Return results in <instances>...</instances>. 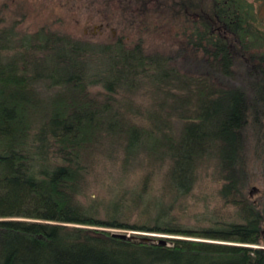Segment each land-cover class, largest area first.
Listing matches in <instances>:
<instances>
[{
    "label": "trees",
    "instance_id": "16d2710c",
    "mask_svg": "<svg viewBox=\"0 0 264 264\" xmlns=\"http://www.w3.org/2000/svg\"><path fill=\"white\" fill-rule=\"evenodd\" d=\"M168 1L182 41L168 53L19 35L0 18V264H264V207L244 191L245 132L264 120V0ZM202 179L220 184L226 219L182 220Z\"/></svg>",
    "mask_w": 264,
    "mask_h": 264
},
{
    "label": "rangeland",
    "instance_id": "374dc122",
    "mask_svg": "<svg viewBox=\"0 0 264 264\" xmlns=\"http://www.w3.org/2000/svg\"><path fill=\"white\" fill-rule=\"evenodd\" d=\"M163 1L0 0V18L3 20L2 26L13 27L19 35L32 34L40 27L46 26L69 33L76 39L106 42L120 35L128 42L141 40L148 52H175L181 47L182 42L175 37L179 29L178 21L165 7L163 11L161 10ZM168 2L170 3L165 0V3ZM158 4L160 9L157 8ZM182 59L179 60L181 65L184 64ZM241 76L242 73L239 72L237 79L226 81L228 84L238 85ZM179 124L180 122H175L176 126ZM245 137L244 191L249 199L259 207H264V120L258 133H254L250 128L246 130ZM103 172L105 171H100L96 175L94 182L102 177L108 182L109 178ZM219 186L217 181L202 179L193 196L188 198V206L183 207L180 213L182 220L204 225L211 216L215 219L229 217L232 208L226 206L218 197ZM90 194L91 197L96 194L98 198H105L108 195L106 188L101 186L93 187ZM111 231L144 241H156L157 237H168L163 234L137 233L128 230Z\"/></svg>",
    "mask_w": 264,
    "mask_h": 264
}]
</instances>
